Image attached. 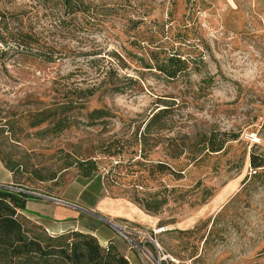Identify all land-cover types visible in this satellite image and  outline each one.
<instances>
[{"label": "rangeland", "instance_id": "rangeland-1", "mask_svg": "<svg viewBox=\"0 0 264 264\" xmlns=\"http://www.w3.org/2000/svg\"><path fill=\"white\" fill-rule=\"evenodd\" d=\"M85 3L86 13L65 15L55 0H0L11 28L35 33L56 51L47 62L11 41L0 53V159L44 177L24 173L20 189L75 199L134 228L125 239L75 208L77 219L67 223L82 232L107 227L113 238L103 246L115 244L129 264H155L141 249L158 260L150 238L168 264H264V170L254 175L249 162L264 156V0ZM168 56L186 63L175 77L144 68ZM59 120L64 129L40 133ZM209 137L227 142L205 154ZM89 159L97 170L83 178L75 165ZM128 160L137 172L112 181L110 166L127 169ZM6 178L0 166V182ZM135 178L141 186L127 185ZM150 198L164 202L158 211L141 205Z\"/></svg>", "mask_w": 264, "mask_h": 264}, {"label": "trees", "instance_id": "trees-1", "mask_svg": "<svg viewBox=\"0 0 264 264\" xmlns=\"http://www.w3.org/2000/svg\"><path fill=\"white\" fill-rule=\"evenodd\" d=\"M65 15H74L77 13H86L88 11L85 0H55ZM4 24L0 27V53H3L9 47L8 42H15L17 46L27 47L29 51L44 61L51 62L53 60V52L51 47L41 42L39 37L33 32L24 31L22 28H11L6 21L4 13L0 12V23ZM154 56V55H152ZM155 58V57H153ZM144 68H155L167 77L173 78L178 72L185 69L186 63L180 58L174 56L164 57L154 67L144 63ZM114 80H118L116 77ZM113 90H118L113 87ZM82 95H92V90H84L80 92ZM99 110L92 111L89 116L97 118ZM164 113V109L158 110L152 114L144 123L143 131L140 137H145L159 121ZM43 123L40 121L35 125ZM62 120L57 121L51 128L42 130L40 133L48 131L58 132L65 128ZM34 126V125H32ZM158 129L162 125L157 126ZM227 139H221L217 142L213 137H209L202 147L205 154L217 153L221 151ZM112 145H109L105 151ZM109 156H112L111 154ZM2 166L11 173L13 185L22 186V175L28 173L39 182L44 181V177L37 169H27L21 163L11 159L1 157ZM250 167L255 171L254 175L259 174L257 170H264V156L252 154L250 156ZM128 167L124 169L121 163L110 166L108 174L112 181L124 182L128 175H134L137 170L131 167L136 163L128 160ZM162 165V164H158ZM78 168L79 175L83 178H89L95 174L97 165L95 161L89 159L86 161H78L75 165ZM160 167V166H158ZM102 186L105 183L102 180ZM142 183L136 178L127 182L133 188L141 186ZM106 189V188H105ZM24 192H17L10 189L0 187V264H129L128 259L119 250L115 244L103 246L100 244L95 235L89 232L79 230H68L58 234H51L45 228L33 221L25 215L26 202L30 198ZM146 211L156 212L159 207L164 204L163 201H157L154 198L140 201Z\"/></svg>", "mask_w": 264, "mask_h": 264}, {"label": "crops", "instance_id": "crops-1", "mask_svg": "<svg viewBox=\"0 0 264 264\" xmlns=\"http://www.w3.org/2000/svg\"><path fill=\"white\" fill-rule=\"evenodd\" d=\"M0 166L3 170L7 171L2 166L1 162H0ZM7 173H8V178L4 179L3 180L4 182H0V185H5V186L13 185V179L11 173L9 171H7ZM33 196L41 197L37 195H33ZM30 198L32 199V202ZM30 198L26 202V209L24 213L27 217L37 222L38 224L42 225L47 232L51 234H58L68 230H78L77 226L67 224L69 219H73V220L77 219V215L75 214H78V212L74 210L75 207H72L70 205H66L69 206L68 208L59 205L54 206L53 203L46 204L44 201H41L38 198H34V197H30ZM56 199L79 206L78 203H76L75 199H71L67 197H62V198L56 197ZM30 203H32L31 208L29 206ZM106 228L107 227L92 228L88 230V232L95 235L101 245H106L113 238L111 236V233H109V231ZM120 251L128 259L126 252H123V250Z\"/></svg>", "mask_w": 264, "mask_h": 264}, {"label": "built area", "instance_id": "built-area-1", "mask_svg": "<svg viewBox=\"0 0 264 264\" xmlns=\"http://www.w3.org/2000/svg\"><path fill=\"white\" fill-rule=\"evenodd\" d=\"M4 188L10 189V190H13V191H17V192H24V193H26L22 189H20L18 187H14L12 185L11 186H8V187H4ZM111 224L113 225L111 227L113 229H115L118 233H120L122 236H124L125 239L132 240L131 237H130V235L132 233H136L137 232L134 228H131V227L127 226V225L117 226L116 224H113V223H111ZM160 231L161 230L155 231L154 234H157ZM150 243L153 245V248H154V251L156 253V257H157L158 260L157 261L154 260V258L152 257V254L150 253V251H148L144 247H141L144 257L147 260L152 259L155 264H160L162 261H164L166 264H168L167 255H165V253L163 252L162 248L152 238H150Z\"/></svg>", "mask_w": 264, "mask_h": 264}, {"label": "water", "instance_id": "water-1", "mask_svg": "<svg viewBox=\"0 0 264 264\" xmlns=\"http://www.w3.org/2000/svg\"><path fill=\"white\" fill-rule=\"evenodd\" d=\"M0 187H3V188H4V187H8V186L0 185ZM26 194L41 196V195H39V194H35V193H31V192H26ZM41 197H45V196H41ZM45 198H47V199H49V200H52V201H55V202H57V203H61V204H64V205H70V206H72V207H75V208H77V209H79V210H82V211H84V212H86V213H88V214H90V215H92V216H94V217L100 219L101 221L106 222L109 226H113V225L110 223V221H108V220H106V219H104V218L98 216L97 214H95V213H93V212H91V211L85 210V209H83V208H81V207H79V206H76V205H73V204H70V203L64 202V201H62V200L56 199V198H52V197H45Z\"/></svg>", "mask_w": 264, "mask_h": 264}, {"label": "bare ground", "instance_id": "bare-ground-1", "mask_svg": "<svg viewBox=\"0 0 264 264\" xmlns=\"http://www.w3.org/2000/svg\"><path fill=\"white\" fill-rule=\"evenodd\" d=\"M217 205V204H216ZM189 219V218H188ZM192 222V221H191ZM185 224V223H184ZM189 225V224H188Z\"/></svg>", "mask_w": 264, "mask_h": 264}]
</instances>
